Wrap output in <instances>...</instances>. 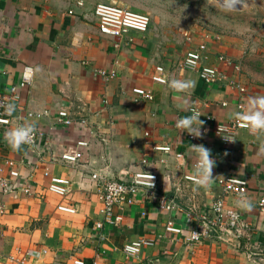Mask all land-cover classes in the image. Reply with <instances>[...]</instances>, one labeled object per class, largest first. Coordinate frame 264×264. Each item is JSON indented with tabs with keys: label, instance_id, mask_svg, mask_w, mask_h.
I'll return each mask as SVG.
<instances>
[{
	"label": "crops",
	"instance_id": "1",
	"mask_svg": "<svg viewBox=\"0 0 264 264\" xmlns=\"http://www.w3.org/2000/svg\"><path fill=\"white\" fill-rule=\"evenodd\" d=\"M95 8L82 1L65 6L42 0H0L4 47L0 95L9 96L12 86L20 85L25 66L34 67L32 84L21 86L20 100L13 101L10 123H0V169L8 174L9 162L14 161L22 179L32 186L31 194L0 191V202L6 205L5 214L0 215V264H21L11 257L24 255V264H72L74 258L87 264H133L123 248L141 239L154 242L143 248L142 264H264L213 240L188 244L189 228L184 226L192 205L205 209L222 195L220 178L238 175L249 180L243 198L252 208L237 207L238 199L233 197L228 198L229 204L242 213L264 246V213L259 207L264 197V153L259 151L264 133L241 129L234 145L225 144L216 134L218 124H227L233 113L247 110L249 97L264 96V87L246 82L236 69L234 45L209 29L194 33L183 46L148 49L134 43L135 31L129 34L131 43L129 37L101 34ZM200 42L208 45L202 62L223 72L221 84L207 85L198 70L184 66L186 52ZM158 66L165 69L166 84L152 78ZM172 80L192 81L194 86L177 91L169 86ZM135 87L153 91L154 100L134 102ZM61 109L71 114L69 126L59 122ZM192 109L204 121L202 138L192 139L177 127L179 119L193 114ZM23 125L38 127L43 135L34 146L22 144L13 150L6 133ZM79 141L88 145L80 146ZM192 144L205 146L215 161L207 187L184 179L188 171L196 174ZM164 145L185 156L179 159L174 151L154 148ZM76 150L83 152L77 162L63 159ZM99 170L118 180L137 171L155 172L160 191L182 210L165 213L141 195L124 211L118 210L123 213L122 222L105 223L97 183L90 174ZM52 177L69 179L72 193H52ZM59 205H73L77 211L65 212ZM169 218L185 227L181 234L165 229Z\"/></svg>",
	"mask_w": 264,
	"mask_h": 264
},
{
	"label": "built area",
	"instance_id": "2",
	"mask_svg": "<svg viewBox=\"0 0 264 264\" xmlns=\"http://www.w3.org/2000/svg\"><path fill=\"white\" fill-rule=\"evenodd\" d=\"M71 12V11H70ZM95 14L98 18V26L101 34L112 38H126L133 40L129 36L130 32L145 33L149 30L152 23L151 16L148 13L138 12L131 8L124 7L114 1L100 2L95 8ZM120 45L117 44V47ZM208 49L206 42H200L197 47L188 49L184 58V66L186 68L196 69L200 74L201 80L207 85L221 84L224 79L223 72L217 67L204 64V54ZM4 47L0 43V55L3 53ZM221 60L227 61L225 57ZM33 69L30 74L26 73L27 69ZM239 70V66L236 67ZM34 67L31 65L25 66L21 75L20 85H13L12 93L9 96L0 95V123L9 124L14 110L13 101H18L21 98L20 87L30 86L34 80ZM153 80L158 83L166 84L168 82L167 74L163 66H158L152 76ZM245 90V89H243ZM155 95L153 91L144 87H135L133 89V101H152ZM12 105L13 110L7 111V106ZM243 108L242 104H239ZM193 112L194 109H192ZM199 112V111H198ZM200 113V112H199ZM33 115L30 113V116ZM59 122L62 125L69 126L73 123L71 114L67 109H61L57 113ZM85 121V120H84ZM242 121H237L235 118L230 119L229 123H220L217 125L216 134L221 138L225 144L234 145L241 129H247L242 126ZM35 127V126H34ZM43 131L35 127V132L31 144L25 143L27 146H34L39 139H41ZM194 139L193 136L189 135ZM78 145L87 146L85 141H79ZM155 150L164 151L166 153L175 152L177 158L181 159L185 154L181 151H175L172 145L156 146ZM83 156V152L76 150L73 154L63 155V159L69 162H77ZM148 163V159L144 160ZM11 167L9 173H4L0 169V191L4 195H11L17 191H23L25 194L32 193V186L24 181L21 172L14 161H10ZM92 178L97 183V194L101 202V213L103 214L105 223L118 224L124 219L123 213L118 210L124 208L126 205H133L139 200L142 195L148 200L156 203V206L163 212L169 213L172 211L182 210L180 205L174 200L167 197L160 191L159 188V174L155 172L137 171L126 180H118L112 178L106 171H95L90 173ZM152 176V187H149L150 181L146 179V175ZM196 176L193 171H188L184 175L187 181L195 182ZM23 178V179H22ZM219 185L222 188V195H219L214 202L205 209H201L199 205H192L186 211L188 244L213 240L220 244L227 245L246 255L249 260L257 263H264V246L258 240L254 231L249 227L244 219L242 213L233 205L229 204L228 198L233 197L240 199L247 195L249 191V180L246 177L238 175H226L219 179ZM49 190L52 193L60 196H68L72 193V183L69 179L52 177L49 184ZM60 210L70 213H75L77 208L69 205H59ZM259 207L264 213V197L259 200ZM6 205L0 202V215L5 214ZM174 218L166 220L165 229L169 232L181 234L185 227L176 223ZM1 224V223H0ZM103 223H99L101 227ZM2 226L0 225V231ZM152 240L141 239L127 243L123 252L128 259L133 261V264H142L140 262V255L145 246L153 245ZM17 252H21L17 248ZM12 260H17L24 264L26 255L22 258L11 257ZM72 264H87L82 258H74ZM97 264V263H92Z\"/></svg>",
	"mask_w": 264,
	"mask_h": 264
},
{
	"label": "rangeland",
	"instance_id": "3",
	"mask_svg": "<svg viewBox=\"0 0 264 264\" xmlns=\"http://www.w3.org/2000/svg\"><path fill=\"white\" fill-rule=\"evenodd\" d=\"M42 1L65 6L82 1L95 8L98 3L111 0ZM112 1L151 16L152 23L146 33L134 32L137 33L135 44L146 45L148 49H161L166 44L183 46L194 33L209 29L234 45L238 71L246 82L264 87V0H247L244 8L237 5L241 10L232 12L222 10L221 0L211 4L208 0Z\"/></svg>",
	"mask_w": 264,
	"mask_h": 264
},
{
	"label": "clouds",
	"instance_id": "4",
	"mask_svg": "<svg viewBox=\"0 0 264 264\" xmlns=\"http://www.w3.org/2000/svg\"><path fill=\"white\" fill-rule=\"evenodd\" d=\"M213 2L214 0H208L209 4ZM246 2L247 0H223L221 7L222 10L227 12L238 11L246 6ZM237 5H241V9H238ZM35 71H39V68L35 69ZM32 72L33 69L31 68L26 70L27 74ZM169 86L177 91H187L194 86V82L172 80ZM6 110L11 112L13 106L8 105ZM232 115L237 121H242V126L248 128L251 133H264V96L249 97L247 110L243 113L236 112ZM203 124L204 121L200 119L199 112H193L191 116L177 121V127L182 132L186 131L194 138H202L203 133L201 129ZM34 132L35 127L33 125H23L7 132L5 138L13 150H19L22 144H31ZM191 151L196 154L195 183L198 186L207 187L213 179L215 161L212 159L210 150L202 144H192ZM259 151L260 153H264V144H261ZM146 179L150 181L148 186L152 187V176L147 174ZM236 206L246 211H251L252 208L250 201L243 197L236 201Z\"/></svg>",
	"mask_w": 264,
	"mask_h": 264
},
{
	"label": "bare ground",
	"instance_id": "5",
	"mask_svg": "<svg viewBox=\"0 0 264 264\" xmlns=\"http://www.w3.org/2000/svg\"><path fill=\"white\" fill-rule=\"evenodd\" d=\"M222 1V3H223V0H221Z\"/></svg>",
	"mask_w": 264,
	"mask_h": 264
}]
</instances>
